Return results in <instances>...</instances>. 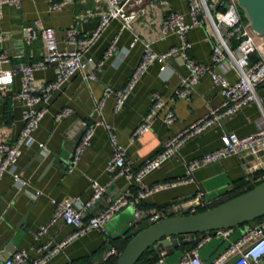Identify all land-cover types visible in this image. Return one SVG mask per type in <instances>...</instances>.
Returning <instances> with one entry per match:
<instances>
[{
    "label": "crops",
    "instance_id": "obj_1",
    "mask_svg": "<svg viewBox=\"0 0 264 264\" xmlns=\"http://www.w3.org/2000/svg\"><path fill=\"white\" fill-rule=\"evenodd\" d=\"M59 1L24 0L19 9L9 6L0 9V31L4 36L1 47L8 52L13 66L35 63L45 53L40 37L33 41L27 38L33 22H37L39 28H53L61 50L72 48L63 42L67 29L75 27L80 36H89L94 32L103 10L101 0H72L60 11L50 10L51 4ZM135 1L127 7V14H136L129 28L123 27L119 19L111 20L87 51L86 58L94 63L102 61L95 79L85 81L84 75L88 71L85 69L53 94L38 128L21 147L15 168L20 181L14 183L12 180L10 173L14 168L3 175L0 181V264L20 250L36 258L40 247L46 244L56 246L74 231L73 227L59 221L38 239L34 238L39 228L47 225L53 215L51 200H70L73 207L78 208V200L90 199L91 181H96L106 188L104 197L93 211L100 210L105 206V197H116L127 189L134 197L142 188L182 178L185 163L218 149L223 134L245 137L254 133L263 119L264 84L256 92L259 102L250 103L187 142L177 155L146 175L139 184L130 185L124 178H113L107 173L106 165L112 154V146L105 125L111 129L117 143L125 148L131 167L139 169L147 159L160 152L166 139L181 132L223 101L219 88L208 76L201 78L190 97H173L181 80L188 74L184 64L176 59L170 61L162 71L159 64H151L123 108L119 112L114 111V95L105 97L104 89L116 91L124 87L141 57L144 43H149L152 51L158 54L179 44L176 35H162L161 26L167 13L178 12L186 22L190 21L186 0H165L166 5H161L160 0H143L140 4ZM88 11L91 12L90 16L79 17ZM213 36L208 22L186 33V40L191 45L188 55L194 62L201 65L211 63ZM261 39L255 38L256 42ZM113 43L116 47L113 55L103 59ZM225 77L231 83L236 80L233 71H228ZM53 79L54 70L50 66L34 72L35 85L46 84ZM20 87V74H15L12 85L0 94V142H14L22 128V107L13 99ZM153 93L162 96L166 109L174 114L175 120L169 125L165 124L162 112L153 120L148 132L131 142L130 136L147 114ZM99 101L102 107L96 112L94 107ZM65 108L70 109V114L58 119L57 115ZM82 123L99 125L94 130L90 145L79 160L71 164L73 149L82 134ZM39 144L43 147L40 148ZM262 174L264 152L256 157H227L195 170L191 183L154 193L140 200L137 207L142 213L141 217L149 208L158 210L162 218L189 215L197 194L203 193L210 205L216 204L242 192ZM133 218L131 208L121 210L101 230H94L71 241L46 264H113L126 239L148 225L149 219L146 217L132 227L129 223ZM242 231V226H239L226 239L211 238L199 249V258L207 262L213 260L236 241ZM198 240L196 237L186 245L165 250L162 264H178ZM110 250H115L116 255L104 259V254ZM159 253L154 247L151 248L149 258H156L151 264H158Z\"/></svg>",
    "mask_w": 264,
    "mask_h": 264
},
{
    "label": "built area",
    "instance_id": "obj_2",
    "mask_svg": "<svg viewBox=\"0 0 264 264\" xmlns=\"http://www.w3.org/2000/svg\"><path fill=\"white\" fill-rule=\"evenodd\" d=\"M24 0H0V9L9 6L19 9ZM32 1V0H29ZM72 0H60L50 6L52 11H60ZM133 0H101L103 10L100 21L94 32L89 36H80L75 27L66 30L63 42L71 46V49L61 50L58 48L55 31L51 27L37 26L33 22L28 29L27 38L31 41L40 37L44 42L45 53L43 57L32 64H20L13 66L8 52L1 47L4 36L0 31V94L7 90L13 83L15 74H20L21 87L13 96V99L21 104L22 128L14 142H0V181L4 174L10 173L14 183L20 181V176L15 171L18 158L21 155V147L30 135L38 128L40 121L47 112V106L54 93L59 91L74 75L85 69L84 80H94L95 73L102 66V61L94 63L85 55L89 48L99 38L101 32L113 19L123 22V27L129 28L136 14L128 13L127 7ZM143 0L135 1L136 4ZM190 21L186 22L182 14L169 12L162 22V35L174 34L179 40L176 47L170 48L163 53L152 51L149 43H144L143 52L134 70L127 79L124 87L112 91L104 89V96L114 95V111L119 112L135 86L140 82L148 67L157 63L160 70H164L167 64L173 60H180L188 74L181 80L179 88L173 97L186 99L191 96L193 90L202 77L208 76L210 81L219 88L223 98L222 103L210 109L204 116L189 124L181 132L166 139L162 149L155 156L147 159L141 168L133 169L127 157L126 150L117 143L115 135L109 126L105 125L112 146V154L106 165V172L113 178H124L130 185L139 184L141 180L159 168L169 158L178 154L179 150L187 142L199 136L201 133L214 125L220 124L223 119L237 113L241 108L253 102H259L257 89L264 84V36L259 42L246 21L244 22L236 5L235 0H219V4L209 3L207 0H186ZM161 5H166L165 0H160ZM226 5L225 9L223 6ZM88 11L79 17L90 16ZM208 22L213 31V43L211 63L201 65L194 62L188 55L191 45L186 40V33ZM260 37V36H258ZM116 50L113 43L104 54L106 59L113 55ZM251 55H256L257 60L251 61ZM52 67L54 79L46 84H34V72L36 70ZM228 71H233L236 76L235 82L231 83L225 77ZM38 105H41L38 107ZM102 102L99 101L94 111L99 112ZM164 112L163 121L169 125L174 120V114L166 109L164 99L159 93H153L150 97V106L147 114L132 132L130 141L145 134L151 129L153 120ZM70 109L65 108L57 115L58 119L66 118ZM99 123H82V134L71 156V164H75L84 150L90 145L95 128ZM221 146L209 153H205L185 163L184 176L180 179L156 183L150 187L139 190L133 197L130 189L125 190L116 197H105V206L100 210L93 211L97 203L104 197L106 188L96 181H91L92 195L87 201L78 200V208L73 207V202L65 200L57 202L51 200L54 205L53 215L47 225L41 226L35 233L38 239L49 227L61 221L66 226H71L74 231L62 243L51 246L46 244L37 251L39 256L31 258L25 250L14 252L3 264H46L61 248L71 241L86 235L94 230H101L117 213L125 208H131L133 219L139 221L142 213L137 205L140 200L160 191L188 184L193 181L192 174L198 168L217 162L231 156H258L264 152V117L257 124L256 131L245 137H237L233 133H225L221 136ZM42 148L43 145L39 144ZM210 205L209 200L203 193L194 198V205L190 208V214H196L198 209ZM149 221L162 219L161 213L149 208L144 213ZM241 236L216 258L207 262L199 258V249L208 243L211 238L226 239L231 235L234 228L218 230L214 236H202L188 251L178 264H264V217L257 223H249L242 226ZM116 251L110 250L103 258L115 256ZM165 252L159 253L158 264H162Z\"/></svg>",
    "mask_w": 264,
    "mask_h": 264
},
{
    "label": "water",
    "instance_id": "obj_3",
    "mask_svg": "<svg viewBox=\"0 0 264 264\" xmlns=\"http://www.w3.org/2000/svg\"><path fill=\"white\" fill-rule=\"evenodd\" d=\"M237 8L257 36H264V0H235ZM225 9L226 5L223 6ZM253 61L256 55H251ZM264 217V177L251 190L207 209L189 215L173 216L149 221L126 244L115 264H136L142 254L154 247L163 252L178 245H186L197 235L214 236L218 230L236 228ZM146 216L140 218L145 219ZM137 221L132 219L130 225Z\"/></svg>",
    "mask_w": 264,
    "mask_h": 264
},
{
    "label": "trees",
    "instance_id": "obj_4",
    "mask_svg": "<svg viewBox=\"0 0 264 264\" xmlns=\"http://www.w3.org/2000/svg\"><path fill=\"white\" fill-rule=\"evenodd\" d=\"M242 19H243V21L245 22V20H244L243 17H242ZM260 176H261V175H260ZM263 177H264V174H262V176H261L260 178H256V180H254L255 182L251 183V184H250L245 190H243L242 192H239V193L235 194L234 196L228 198L227 200H230V199H232V198H235V197H237V196H239V195H241V194H243V193H245V192L251 190L254 186H256V185L259 183V181H260ZM227 200H225V201H227ZM225 201H221V202H219V203L209 205L208 207L203 208V209H198V210L196 211V213L203 212V211H205V210H207V209L214 208V207H216V206L222 204V203L225 202ZM258 221H260V219L257 220V221H254L253 223H257ZM146 226H147V225H146ZM146 226H143V227L139 228L137 231H135L131 236H129V237L126 239L124 245H123L122 248H120V250H119V254L123 251V249L125 248L127 242H128V241H129V240H130V239H131V238H132V237H133L138 231H140L141 229H143V228L146 227ZM196 237H198V239H200V235H197ZM196 242H197V241H196ZM196 242L193 243V246L196 244ZM150 251H151V248L148 249L147 251H145V252L142 254V256L139 258V260L136 262V264H151L154 260H156V258H154V257L149 258V253H150ZM119 254L116 256V258H115L113 264L116 263V260H117V257L119 256Z\"/></svg>",
    "mask_w": 264,
    "mask_h": 264
},
{
    "label": "rangeland",
    "instance_id": "obj_5",
    "mask_svg": "<svg viewBox=\"0 0 264 264\" xmlns=\"http://www.w3.org/2000/svg\"><path fill=\"white\" fill-rule=\"evenodd\" d=\"M209 3H213V4H216V5H218L219 4V0H207ZM238 12H239V14L242 16V13H241V11L238 9ZM258 37V36H257ZM256 37V38H257ZM258 38H262V37H258Z\"/></svg>",
    "mask_w": 264,
    "mask_h": 264
}]
</instances>
